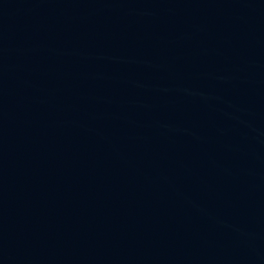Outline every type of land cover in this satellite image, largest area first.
Returning <instances> with one entry per match:
<instances>
[{
    "label": "water",
    "instance_id": "95a60500",
    "mask_svg": "<svg viewBox=\"0 0 264 264\" xmlns=\"http://www.w3.org/2000/svg\"><path fill=\"white\" fill-rule=\"evenodd\" d=\"M0 264H264V0H0Z\"/></svg>",
    "mask_w": 264,
    "mask_h": 264
}]
</instances>
